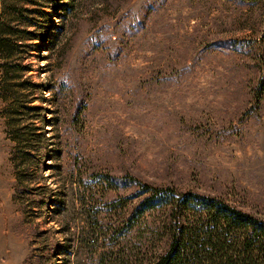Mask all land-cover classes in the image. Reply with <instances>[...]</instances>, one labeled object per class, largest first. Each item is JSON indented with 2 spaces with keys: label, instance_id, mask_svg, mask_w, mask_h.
<instances>
[{
  "label": "rangeland",
  "instance_id": "1",
  "mask_svg": "<svg viewBox=\"0 0 264 264\" xmlns=\"http://www.w3.org/2000/svg\"><path fill=\"white\" fill-rule=\"evenodd\" d=\"M0 38V264H119L140 183L264 220V0H0Z\"/></svg>",
  "mask_w": 264,
  "mask_h": 264
},
{
  "label": "trees",
  "instance_id": "2",
  "mask_svg": "<svg viewBox=\"0 0 264 264\" xmlns=\"http://www.w3.org/2000/svg\"><path fill=\"white\" fill-rule=\"evenodd\" d=\"M12 43L0 38V49L10 52ZM100 181L117 185L108 175ZM119 182L132 184L128 178ZM139 185L112 206H121L123 218L111 234L124 240L119 264H264V220L193 190Z\"/></svg>",
  "mask_w": 264,
  "mask_h": 264
}]
</instances>
